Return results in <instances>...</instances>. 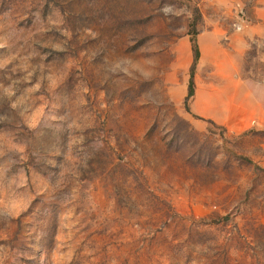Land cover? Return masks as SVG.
Here are the masks:
<instances>
[{"label": "rangeland", "instance_id": "1", "mask_svg": "<svg viewBox=\"0 0 264 264\" xmlns=\"http://www.w3.org/2000/svg\"><path fill=\"white\" fill-rule=\"evenodd\" d=\"M0 264H264V0H0Z\"/></svg>", "mask_w": 264, "mask_h": 264}, {"label": "trees", "instance_id": "2", "mask_svg": "<svg viewBox=\"0 0 264 264\" xmlns=\"http://www.w3.org/2000/svg\"><path fill=\"white\" fill-rule=\"evenodd\" d=\"M192 50L194 53V61L198 59L199 57V51L194 41H192ZM194 95V83L192 79V75L190 76L189 83H188V90H187V96L186 99L190 100Z\"/></svg>", "mask_w": 264, "mask_h": 264}]
</instances>
